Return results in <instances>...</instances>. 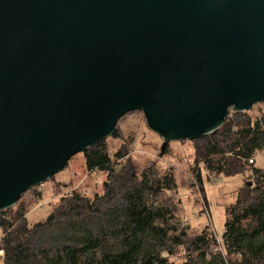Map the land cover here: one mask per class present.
I'll return each instance as SVG.
<instances>
[{
    "label": "water",
    "instance_id": "95a60500",
    "mask_svg": "<svg viewBox=\"0 0 264 264\" xmlns=\"http://www.w3.org/2000/svg\"><path fill=\"white\" fill-rule=\"evenodd\" d=\"M264 101V0H0V210L142 112L169 142Z\"/></svg>",
    "mask_w": 264,
    "mask_h": 264
},
{
    "label": "trees",
    "instance_id": "16d2710c",
    "mask_svg": "<svg viewBox=\"0 0 264 264\" xmlns=\"http://www.w3.org/2000/svg\"><path fill=\"white\" fill-rule=\"evenodd\" d=\"M194 142L193 162L209 176L253 180L225 209L221 251L208 228L190 235L181 227L172 173L152 166L138 172L129 159L117 163L127 154L121 148L111 155L100 141L83 154L88 172L105 174L102 194L61 197L33 226L23 209L0 213L3 264H175L181 248L186 254L178 264H264V169L248 163L264 150V115L229 108L217 132Z\"/></svg>",
    "mask_w": 264,
    "mask_h": 264
},
{
    "label": "rangeland",
    "instance_id": "374dc122",
    "mask_svg": "<svg viewBox=\"0 0 264 264\" xmlns=\"http://www.w3.org/2000/svg\"><path fill=\"white\" fill-rule=\"evenodd\" d=\"M229 113L231 115V110ZM247 113L252 118L263 116L264 106L261 103L254 104ZM103 142L111 155L121 148L122 153L127 154L123 159L117 160V163L129 159L138 172L152 166L162 172L173 174L177 187L176 193L172 192L171 197L174 202L179 203V207L178 204L176 207V216L179 217L181 227H187L190 235L199 234L208 228L213 238L219 240L224 230L226 207L235 202L238 191L245 183L251 185L253 181L250 177L243 179L239 175L209 176L202 164L195 165L193 162L196 145L194 140L169 142L164 154L160 155L162 139L148 129L144 115L139 111L120 118L115 136L112 135ZM252 165L264 169V150L253 156ZM197 173L200 174L201 185L196 181ZM104 180L103 172L86 170L84 154L78 152L48 181L30 188L21 195L13 207L0 210V213L8 215L9 211L15 213L18 209H23L27 225L33 226L47 218L61 197L69 196L72 192L84 194L88 198H92L94 194H102ZM184 254L186 253L181 248L179 255L176 253L171 260L178 264ZM0 264H3L2 254Z\"/></svg>",
    "mask_w": 264,
    "mask_h": 264
},
{
    "label": "built area",
    "instance_id": "2783aa9c",
    "mask_svg": "<svg viewBox=\"0 0 264 264\" xmlns=\"http://www.w3.org/2000/svg\"><path fill=\"white\" fill-rule=\"evenodd\" d=\"M252 161H253V160H249L248 163H249V164H253ZM216 241H217V243H218V246L216 247L215 250H216V251H221V248H220V239H219V240L216 239ZM0 254H2V253H1V249H0Z\"/></svg>",
    "mask_w": 264,
    "mask_h": 264
}]
</instances>
